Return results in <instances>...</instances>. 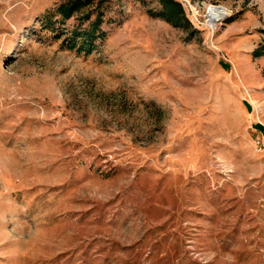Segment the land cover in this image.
<instances>
[{"label": "rangeland", "instance_id": "obj_1", "mask_svg": "<svg viewBox=\"0 0 264 264\" xmlns=\"http://www.w3.org/2000/svg\"><path fill=\"white\" fill-rule=\"evenodd\" d=\"M170 1L0 0V264H264V0Z\"/></svg>", "mask_w": 264, "mask_h": 264}, {"label": "trees", "instance_id": "obj_2", "mask_svg": "<svg viewBox=\"0 0 264 264\" xmlns=\"http://www.w3.org/2000/svg\"><path fill=\"white\" fill-rule=\"evenodd\" d=\"M163 3L166 5L165 6V16L167 17V19H175V12L173 6H175V4L173 2H171L170 0H163ZM171 6V7H170ZM70 11V10H68ZM176 20V19H175ZM92 33H88V34H84V40L83 42H77L76 44V38H79V36H71V38L68 40L69 42V47H71L72 49H77L79 51L85 52V53H89L91 51V49H93V45H94V38L93 36H91ZM82 36V35H80ZM263 53V50H259V52L257 51L255 53V55H261Z\"/></svg>", "mask_w": 264, "mask_h": 264}, {"label": "bare ground", "instance_id": "obj_3", "mask_svg": "<svg viewBox=\"0 0 264 264\" xmlns=\"http://www.w3.org/2000/svg\"><path fill=\"white\" fill-rule=\"evenodd\" d=\"M227 15V11L224 8L221 7H208L207 13H206V23L209 26V28L213 29L215 23L221 21L223 18H225Z\"/></svg>", "mask_w": 264, "mask_h": 264}]
</instances>
